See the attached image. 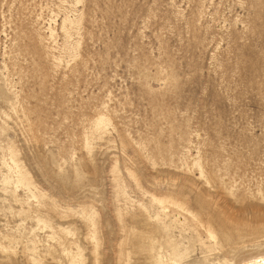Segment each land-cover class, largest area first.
<instances>
[{"label":"rangeland","instance_id":"374dc122","mask_svg":"<svg viewBox=\"0 0 264 264\" xmlns=\"http://www.w3.org/2000/svg\"><path fill=\"white\" fill-rule=\"evenodd\" d=\"M262 252L264 0H0V264Z\"/></svg>","mask_w":264,"mask_h":264},{"label":"bare ground","instance_id":"6f19581e","mask_svg":"<svg viewBox=\"0 0 264 264\" xmlns=\"http://www.w3.org/2000/svg\"><path fill=\"white\" fill-rule=\"evenodd\" d=\"M238 264H264V252L251 255Z\"/></svg>","mask_w":264,"mask_h":264}]
</instances>
